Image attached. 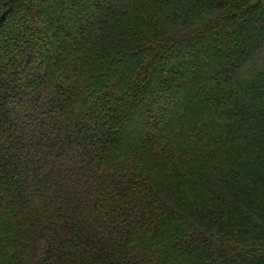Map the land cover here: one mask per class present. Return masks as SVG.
<instances>
[{"label":"trees","instance_id":"trees-1","mask_svg":"<svg viewBox=\"0 0 264 264\" xmlns=\"http://www.w3.org/2000/svg\"><path fill=\"white\" fill-rule=\"evenodd\" d=\"M0 264H264V0H0Z\"/></svg>","mask_w":264,"mask_h":264},{"label":"rangeland","instance_id":"rangeland-1","mask_svg":"<svg viewBox=\"0 0 264 264\" xmlns=\"http://www.w3.org/2000/svg\"><path fill=\"white\" fill-rule=\"evenodd\" d=\"M259 26H262V23H259Z\"/></svg>","mask_w":264,"mask_h":264}]
</instances>
